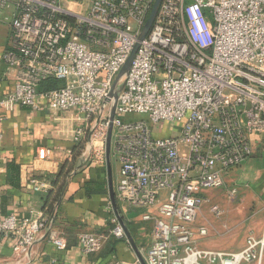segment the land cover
Here are the masks:
<instances>
[{
	"label": "built area",
	"instance_id": "2783aa9c",
	"mask_svg": "<svg viewBox=\"0 0 264 264\" xmlns=\"http://www.w3.org/2000/svg\"><path fill=\"white\" fill-rule=\"evenodd\" d=\"M62 1L0 0L1 22L10 29L1 63L14 80L0 100V123L18 106L36 109L39 98L50 112L75 110L101 142L90 154L103 160L109 94L155 0H94L86 15L63 8ZM46 80L62 86L39 93ZM121 83L111 133L119 164L115 195L129 207H157L160 216L142 218L153 222L145 264H262L264 232L258 239L249 234L242 251L225 254L200 250L191 225L207 204L204 191L224 188L230 172L264 141V0H161ZM128 115L148 123L119 118ZM161 122L175 126L159 137ZM87 135L78 127L73 142ZM49 153L38 149L36 162L45 163ZM31 186L36 193L50 190L42 180ZM210 211L220 216L217 206ZM113 224L111 235L125 239L115 218ZM52 225L42 210L22 219L0 211V237L14 239L16 257H26L46 232L63 250ZM103 243L100 235L78 236L84 255Z\"/></svg>",
	"mask_w": 264,
	"mask_h": 264
},
{
	"label": "crops",
	"instance_id": "0c3cea01",
	"mask_svg": "<svg viewBox=\"0 0 264 264\" xmlns=\"http://www.w3.org/2000/svg\"><path fill=\"white\" fill-rule=\"evenodd\" d=\"M9 37L10 29L1 22L0 17V100L11 93L14 87V80L7 75L1 63V56L8 47ZM5 117L6 120L0 123L2 135L0 140V211L2 215L14 214L22 219L28 216L30 210H42L43 200L47 194L34 192L31 181L33 179L42 180L50 185L51 179L58 174L62 165L71 161L74 147L86 146L91 127L78 119L81 115L75 110L50 112L40 98L36 100V109L18 106ZM78 127H86L88 135L76 144L73 142V132ZM91 144V150L101 146L98 139H92ZM38 149L50 151L45 163L36 162ZM84 152L85 147L73 172L79 169L76 174L73 172L70 174L61 196V203L57 208L55 207L57 212L53 220L52 234L65 241V248L58 250L50 241V235L46 236L42 233L30 253L20 258L13 253L14 239L0 237V264H132L138 261V257L145 262L147 250L151 244L153 222L143 221L142 218L146 215H150L153 219L160 218L157 207L150 209L129 207L117 200L115 195L120 218L137 249L136 254L126 237L117 239L111 235L114 227L113 219L115 218L118 223L119 221L113 209L112 212L107 210L110 199L105 157L103 160H98L89 152L84 158V166L80 168ZM263 160L264 141L254 148L253 156L249 160L230 172L226 178L224 191L234 185L239 191V185L253 180L251 182L253 190L260 194L259 200L263 199ZM118 171L119 164L117 163L115 180L112 178L111 171L114 194ZM98 184L102 185L103 193L87 195L86 190L95 189ZM204 193L203 198L207 204H214ZM191 227L195 232L197 247L200 250L214 251V248H211V240L198 234V230L204 227L199 225L197 220ZM81 233L104 237L101 249L95 254L84 255L78 246V236ZM246 238L242 250L245 247Z\"/></svg>",
	"mask_w": 264,
	"mask_h": 264
},
{
	"label": "rangeland",
	"instance_id": "374dc122",
	"mask_svg": "<svg viewBox=\"0 0 264 264\" xmlns=\"http://www.w3.org/2000/svg\"><path fill=\"white\" fill-rule=\"evenodd\" d=\"M93 1L63 0L61 6L65 9H68L70 6L75 13L86 15ZM119 118L124 123L140 121L148 123L147 118L142 115H128ZM172 126H175V124L161 122L155 132L159 137H162ZM176 126L179 125L176 124ZM113 144L114 135L110 146V164L112 178L115 180L117 163L116 156H114ZM84 147L86 146L84 145ZM252 181L243 182V184L239 185V191L235 185L229 186L225 191L223 188L205 191L204 194L214 204H205L196 220L199 225L206 228L207 234L205 237L211 240V248H214L215 252L225 254L237 253L242 250L245 238L249 234L254 237H260L264 230V197L259 200L260 194L256 190H253ZM229 190H235V196L229 197L227 193ZM213 205L219 208V217L211 213L210 207ZM262 264H264V255Z\"/></svg>",
	"mask_w": 264,
	"mask_h": 264
},
{
	"label": "water",
	"instance_id": "95a60500",
	"mask_svg": "<svg viewBox=\"0 0 264 264\" xmlns=\"http://www.w3.org/2000/svg\"><path fill=\"white\" fill-rule=\"evenodd\" d=\"M161 3V0H155L150 15L145 23L144 29L138 39V41H142L144 39V37L146 36V34L148 33V31L151 29L153 22L155 20L159 5ZM139 42L135 44L134 48L132 49L127 61L125 62L124 66L122 67L120 73L118 74V76L116 77L112 90L109 94V98L112 102V106H111V114H110V118H109V127H108V133H107V137H106V142H105V159H106V170H107V183H108V194H109V199H110V203L113 209V212L115 214V216L117 217L119 224L125 234L126 239L128 240L129 244L131 245V247L133 248V250L136 252L137 254V249L131 239V236L129 235L126 227L124 226L118 209H117V205H116V200H115V194H114V190H113V185H112V179H111V164H110V146H111V133H112V122L115 116V106H116V102L118 99V95L120 93V91L123 88V84L121 83V79L127 74L130 66H131V62L135 56V53L139 47ZM92 134L93 131H90L88 137H87V143H86V147H85V152L83 153V158L81 160V165L80 168L84 166V161H85V156L90 152L91 150V142H92ZM79 168H77L73 174H76L77 170ZM61 198L59 199L58 203L56 204V208L59 206V204L61 203ZM53 220V217H52ZM46 236L49 235V232L45 233ZM31 251V250H30ZM30 253V252H29ZM138 261L140 264H145V262L143 261V259H141L140 257H138Z\"/></svg>",
	"mask_w": 264,
	"mask_h": 264
},
{
	"label": "trees",
	"instance_id": "16d2710c",
	"mask_svg": "<svg viewBox=\"0 0 264 264\" xmlns=\"http://www.w3.org/2000/svg\"><path fill=\"white\" fill-rule=\"evenodd\" d=\"M61 86L62 83L60 81L46 80L39 85L38 92L44 93L49 90L58 89ZM83 149L84 147L82 145L75 146L71 161L64 163L60 168L58 174L54 176L50 181L51 189L47 192L46 196L44 197L43 208H42V211L49 217V219L53 217L54 220L56 217V212H57L55 208L56 204L58 203L59 199L61 198L65 190L67 180L70 177V174L76 168L78 158L81 155ZM86 193L87 195H100L101 193H103L102 185L99 184L96 185L95 189L89 188L86 190Z\"/></svg>",
	"mask_w": 264,
	"mask_h": 264
}]
</instances>
